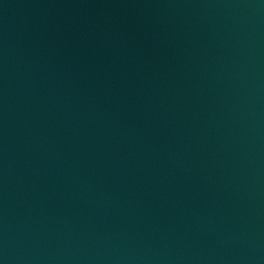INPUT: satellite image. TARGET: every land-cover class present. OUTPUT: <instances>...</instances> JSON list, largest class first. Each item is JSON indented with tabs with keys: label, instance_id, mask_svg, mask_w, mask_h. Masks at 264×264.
Segmentation results:
<instances>
[{
	"label": "water",
	"instance_id": "1",
	"mask_svg": "<svg viewBox=\"0 0 264 264\" xmlns=\"http://www.w3.org/2000/svg\"><path fill=\"white\" fill-rule=\"evenodd\" d=\"M0 264H264V0H0Z\"/></svg>",
	"mask_w": 264,
	"mask_h": 264
}]
</instances>
